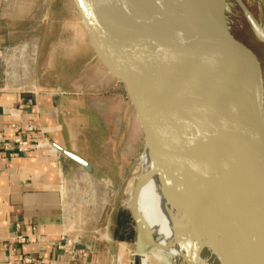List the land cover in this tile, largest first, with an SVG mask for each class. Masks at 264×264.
Masks as SVG:
<instances>
[{
  "label": "water",
  "instance_id": "95a60500",
  "mask_svg": "<svg viewBox=\"0 0 264 264\" xmlns=\"http://www.w3.org/2000/svg\"><path fill=\"white\" fill-rule=\"evenodd\" d=\"M72 1L101 70L111 81L124 85L144 133V152L148 147L158 155L151 174L163 172L171 187H186L187 194L199 205V217L225 238L237 263L234 240L246 245L248 238L254 241L260 237L264 242V211L240 197L227 199V185L205 172V162L187 141L215 139L225 144L248 145L264 168L261 63L231 31L229 3L238 7L263 46L264 26L244 0H211L218 16L200 24L177 19L175 10L181 0ZM194 92L205 94L214 102L225 120V128L201 120ZM52 101L60 116L61 90H57ZM183 108L191 114L194 136L180 133L179 115ZM51 143L90 177L105 182L85 158ZM142 177L139 176L130 201L137 228L134 264H142V255L151 247L157 248L150 243L137 211ZM224 217L240 221L241 225L230 228ZM261 254L264 258V251Z\"/></svg>",
  "mask_w": 264,
  "mask_h": 264
},
{
  "label": "crops",
  "instance_id": "0c3cea01",
  "mask_svg": "<svg viewBox=\"0 0 264 264\" xmlns=\"http://www.w3.org/2000/svg\"><path fill=\"white\" fill-rule=\"evenodd\" d=\"M53 2L0 0V46L22 50L10 70L0 65V264H8L7 246L20 235L27 238V243L18 248L16 258L19 261L30 257L35 259L34 264H134L135 251L127 242H118L114 237L107 238L105 244L94 242L91 250L84 249L83 245L68 252L60 250L64 245L62 235L67 229L63 220L66 209L61 200L60 168L70 181L90 176L70 160L50 152H22L11 156L5 149L12 143L17 152L18 145L13 141L22 137L30 142L43 138L49 146L53 142L76 152L67 106L79 98L68 93L63 85H53L45 67V50L52 41L41 40L40 17L48 19ZM69 27L74 29L76 25ZM65 29L63 26L62 36H59L61 49L71 45L64 37ZM83 37L86 46L87 39ZM85 50L88 54L87 47ZM90 54L77 72L76 81L88 78L89 69H98L93 52ZM97 75L103 83L108 79L101 68ZM116 83L108 79V84ZM57 90H61L60 116L52 101ZM78 109L82 112L81 106ZM18 111L22 113L19 115ZM27 126H33L34 130H19ZM79 250H85L87 256L79 254Z\"/></svg>",
  "mask_w": 264,
  "mask_h": 264
},
{
  "label": "rangeland",
  "instance_id": "374dc122",
  "mask_svg": "<svg viewBox=\"0 0 264 264\" xmlns=\"http://www.w3.org/2000/svg\"><path fill=\"white\" fill-rule=\"evenodd\" d=\"M244 2L264 26V0H244ZM48 19L43 20L40 17V29H43L41 40H44L45 43L52 41L49 49L45 50L47 61L45 67L50 78L49 81L53 85H63L67 88L68 93L77 95L80 99L70 102L67 106L69 111L67 117L72 126L71 136L75 141L73 142L74 148L78 155L97 166L101 179L110 183L106 184L87 176L81 177L80 180L78 178L77 182L72 178L71 181L68 180L71 191L70 197L67 199L75 200L78 205L77 210L89 223L83 229L86 245L92 248L94 242L99 244L104 242L105 244L107 238L114 237L118 242H127L135 251L137 228L130 211V199L141 174L140 158L143 155L145 143L143 130L124 85L119 81H114L117 83L113 86L108 84L109 78L104 73V77L108 79H104L103 83V80H100L101 77L97 75L100 66L98 69L97 67L89 69L88 78L84 77L81 81H76L77 72L93 51L73 1L54 0ZM228 22L235 37L239 41H243L256 55H259L264 89V46L257 40L245 17L233 2L229 3ZM47 23L49 25L46 27ZM69 25H76V29L70 28ZM63 26L66 27L64 37L69 39L71 48L66 46V49L65 47L61 49L59 36H62ZM45 30L47 31L43 33ZM83 36L87 39L86 46ZM246 40L247 42H245ZM85 47H87L88 54ZM95 62H97L96 59ZM58 78H61V81ZM80 106L82 112H79ZM66 136L69 138L70 134L67 132ZM60 156L62 155L60 154ZM244 156L248 160L252 158L246 151H244ZM152 163L153 167L155 163L153 157ZM142 164L144 166L143 174H147L145 155L142 158ZM164 182H167L165 177ZM149 185L150 181L149 184L148 181H145L140 187L137 201L139 213L141 212L140 200L147 195ZM124 212L129 214L126 223H123V218L119 220ZM153 213L155 216H159L158 210H154ZM166 217L171 221L170 214H167ZM160 225L161 223L154 222V224H149L146 229L150 235H148L150 242H153L157 247H151L147 251L149 264H184L182 259L172 258V252H170L172 247L166 239L167 232L165 227ZM132 262L134 261L132 260ZM203 264H205V258ZM221 264H225V261H222Z\"/></svg>",
  "mask_w": 264,
  "mask_h": 264
},
{
  "label": "bare ground",
  "instance_id": "6f19581e",
  "mask_svg": "<svg viewBox=\"0 0 264 264\" xmlns=\"http://www.w3.org/2000/svg\"><path fill=\"white\" fill-rule=\"evenodd\" d=\"M180 2L175 10V15L177 19H182V21L189 24H200L208 20H216L219 13L211 7V0H181ZM231 31L233 30L231 29ZM194 96L201 120L206 119L217 128H225V120L214 102L202 93L194 92ZM179 128L180 133H190L192 136L196 134L191 114L187 112L186 108L180 110ZM187 145L205 162V172L227 185L229 193L232 194L230 196L226 192L227 199L233 196L240 197L264 211V168L255 158L250 146L241 143L225 144L215 139H189ZM50 146L58 152L52 143H50ZM244 151L248 152L252 158L248 160L244 156ZM144 155L148 169L147 174H143L142 158ZM152 157L157 161L158 155L155 156L147 147L140 158V175L143 176L141 185L145 181H148V184L150 181V185L147 195L140 200L141 212L139 213L140 209L138 208L137 211L142 218L145 230L149 224H154V222L156 224L159 222L161 223L160 226L165 227L166 239L172 247V251H170L172 252V258H180L184 260V264H203L204 258L205 264H221L222 261L229 262V264H264V258L261 254V251H264V242L258 239L260 237H256L254 241L251 237L248 238L246 245L241 241H233L237 252L238 262L236 263L228 250L225 238L199 217V205L193 200L192 195L187 194L186 187H171L168 182H164L163 172H158L155 176L151 174L153 169ZM154 210H158L159 216L154 215ZM167 214L171 215V221L167 219ZM224 220H229L227 226L230 228L234 225L233 227L237 229L241 225L240 221L237 220L232 221V219L226 217H224ZM237 224L239 225L236 226ZM146 232L149 235L148 231ZM150 243L155 246L153 242ZM140 248H142L141 244ZM141 260L142 264H149L148 253L143 254Z\"/></svg>",
  "mask_w": 264,
  "mask_h": 264
},
{
  "label": "built area",
  "instance_id": "2783aa9c",
  "mask_svg": "<svg viewBox=\"0 0 264 264\" xmlns=\"http://www.w3.org/2000/svg\"><path fill=\"white\" fill-rule=\"evenodd\" d=\"M22 54V50L19 48H8L0 46V65H2L5 69H11L14 62L18 57ZM22 112L18 111L20 115ZM16 128V126H15ZM19 129V128H17ZM20 131L32 132L34 130L33 126H27L23 129H19ZM36 138V137H35ZM34 138V139H35ZM42 141L30 142L22 137H17L14 139L13 143L18 145V151L14 152V148L12 143L7 144L5 149L11 152V156H18L19 153L22 152H41L46 151L60 156L59 153H54L49 146L48 142L45 139H40ZM69 181L64 175L62 169L60 168V192H61V200L62 205L66 209V216L64 217V225L67 228L63 235L62 240L64 241V245L60 246V250L64 252L72 251L77 246H84L86 250H91V246L86 245L84 242L86 239L83 236V229L89 224L88 221L82 216V214L77 210V206L74 199H67L70 197V189H69ZM69 194V196H67ZM27 243V238L20 235L17 236L16 241L7 246L9 248L8 255V264H34L36 261L33 258L25 257L21 261L17 260V252L20 245ZM79 254L83 256H87V252L85 250H79Z\"/></svg>",
  "mask_w": 264,
  "mask_h": 264
},
{
  "label": "trees",
  "instance_id": "16d2710c",
  "mask_svg": "<svg viewBox=\"0 0 264 264\" xmlns=\"http://www.w3.org/2000/svg\"><path fill=\"white\" fill-rule=\"evenodd\" d=\"M120 217L121 218H119V220L123 218L124 219L123 223H126L128 220L129 214L124 212L123 215H121Z\"/></svg>",
  "mask_w": 264,
  "mask_h": 264
}]
</instances>
